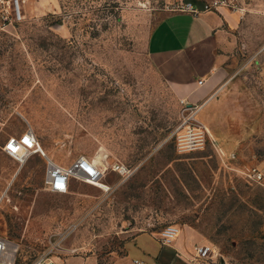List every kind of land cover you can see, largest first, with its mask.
<instances>
[{
	"label": "rangeland",
	"instance_id": "374dc122",
	"mask_svg": "<svg viewBox=\"0 0 264 264\" xmlns=\"http://www.w3.org/2000/svg\"><path fill=\"white\" fill-rule=\"evenodd\" d=\"M183 1L50 0L44 15L22 5L23 20L1 32L0 234L20 246L21 264L43 253L59 264H139L127 258L126 237L169 225L193 227L229 264H264V60H241L240 80L219 92L235 95L212 123L240 137L239 155L223 162L207 106L185 107L148 54L163 12ZM200 124L203 145L187 137ZM28 129L61 165L103 153L112 189L79 183L88 198L49 191V156L21 164L3 151ZM117 163L131 175L121 187Z\"/></svg>",
	"mask_w": 264,
	"mask_h": 264
},
{
	"label": "crops",
	"instance_id": "0c3cea01",
	"mask_svg": "<svg viewBox=\"0 0 264 264\" xmlns=\"http://www.w3.org/2000/svg\"><path fill=\"white\" fill-rule=\"evenodd\" d=\"M23 1L27 13L44 15L54 9L50 0ZM217 1L220 0L182 2L195 5L198 13L165 10L149 35L148 54L156 73L181 103L207 106L209 139L213 141L220 159L229 162L239 155L240 137L232 135L234 131L231 127L217 126L212 120L219 113L218 108L235 95L232 88L224 95L219 92L225 85H236L241 74V69L237 67L239 62L249 59L247 66H251L264 60V7L261 0H229L231 4L206 9ZM2 31L6 32L0 27V34ZM201 79L203 84L199 83ZM216 95L219 98L215 99ZM40 145L45 154L40 151L37 154L49 156V159L62 164L55 159L53 149L42 143ZM113 171L120 179V187L131 178L130 174ZM105 179L104 173L102 180L110 187L111 183ZM79 183L72 180L69 191L64 194L91 196ZM99 189L108 192L112 188ZM116 191L113 190L112 194H117ZM130 232L128 228L123 235ZM160 233L161 230L144 229L127 236L124 246L128 260L139 264H229L226 258L218 257L219 251L209 262L197 258V245L214 244L206 242L200 232L189 225L180 226V233L168 244L162 242Z\"/></svg>",
	"mask_w": 264,
	"mask_h": 264
},
{
	"label": "built area",
	"instance_id": "2783aa9c",
	"mask_svg": "<svg viewBox=\"0 0 264 264\" xmlns=\"http://www.w3.org/2000/svg\"><path fill=\"white\" fill-rule=\"evenodd\" d=\"M264 7V0H261ZM222 4H231L229 0H220L212 6H207L206 9H218ZM23 0H0V27L5 30L9 24L17 23L23 20ZM178 10L198 13V9L192 3L182 4ZM204 80H199L203 84ZM185 107L198 112L203 105L193 106L185 105ZM204 125L200 124L197 132L191 134L188 132L187 137L192 135L198 140L199 145H203L205 141ZM206 128V127H205ZM207 129V128H206ZM190 131V130H189ZM191 140V138H187ZM39 141L32 129H28L20 135L10 136L4 143L3 151L14 158L21 164H24L36 152H39ZM44 154L42 151H40ZM117 170L129 174L125 166L118 164ZM249 176L253 179L261 180L263 174L257 170L249 172ZM104 172L101 168L88 159L86 156H79L70 165H61L48 159L47 170L45 176V185L47 189L53 193H66L69 191L72 180L85 182L88 184H96L102 180ZM180 233V227L177 225H169L161 230V240L164 244L171 243ZM197 258L204 259L207 262L218 255V248L215 245L202 244L195 247ZM20 246L12 242L7 237L0 234V264H21L19 261ZM25 264H59L58 261L50 253H43L35 256Z\"/></svg>",
	"mask_w": 264,
	"mask_h": 264
},
{
	"label": "bare ground",
	"instance_id": "6f19581e",
	"mask_svg": "<svg viewBox=\"0 0 264 264\" xmlns=\"http://www.w3.org/2000/svg\"><path fill=\"white\" fill-rule=\"evenodd\" d=\"M39 151H42L43 153L45 152V151H43V149H42V146L40 145V142H39V149H38ZM45 154V153H44ZM106 160V157L103 155V153H101V154H99V155H97L93 160H91L92 162H93V164H95V165H97V166H99L100 168H101V170L102 171H104V170H106V168H107V160ZM107 162V163H106ZM119 167V165L118 164H116V166L114 167V169L115 170H117V168ZM105 173V172H104ZM94 186H98V187H100V188H105V189H107L108 190V188H110L107 184H105L103 181H98L96 184H94Z\"/></svg>",
	"mask_w": 264,
	"mask_h": 264
}]
</instances>
